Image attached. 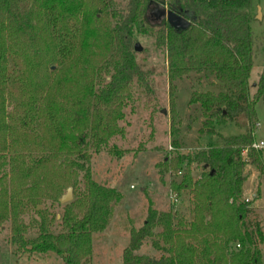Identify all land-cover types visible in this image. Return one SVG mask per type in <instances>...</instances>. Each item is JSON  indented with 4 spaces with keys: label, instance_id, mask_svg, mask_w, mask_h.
<instances>
[{
    "label": "trees",
    "instance_id": "1",
    "mask_svg": "<svg viewBox=\"0 0 264 264\" xmlns=\"http://www.w3.org/2000/svg\"><path fill=\"white\" fill-rule=\"evenodd\" d=\"M154 1L128 0L124 10L114 12L116 24L109 33L111 43L99 55L112 65L113 73L110 81L95 91L86 75L91 72V46L99 34L95 27L97 14L103 12L108 0H95V5L92 0H0V90L18 97L17 125L40 150L34 157L27 155L30 163L24 168L18 153L11 156L22 178L32 180L48 172L67 174L58 171L60 161L67 157L71 147L84 142L87 128L93 137L98 136L97 142L101 141L99 137L105 139L111 133L115 116L112 111L105 113V105L119 98L133 75L141 76L132 56L131 28L134 23L149 22L146 10ZM253 1H169L171 11L191 21L184 30H175L166 19L160 25L163 32L157 40L165 46L173 63L170 79L192 69H211L226 92L194 93L190 102L199 103L212 112L211 116L217 114L220 122L243 113L248 128L245 135L229 139L222 146L210 145L184 156L187 164L195 161L202 165L199 178L193 179L186 169L181 181L172 183L175 191L184 189L193 195L194 215L187 225L175 226L171 213L149 209L142 226L131 230L121 261L110 264H263L259 247L264 241L261 226L258 221L245 222L250 211L247 201L236 202L243 181V150L248 148V162L264 172L260 151L251 147L255 104L264 84L263 67L258 90L249 97L248 77L256 53L250 15ZM39 27L46 33L47 48L65 66L66 73L75 71L85 77L86 86L80 96L68 103L71 118L64 117L56 92H44L47 83L39 91L27 88L31 85L26 67L8 43L7 37L25 35ZM0 125L5 128L3 123ZM204 126L207 133L213 131L211 122ZM180 161L175 158L171 164L176 171ZM68 163L73 165L70 160ZM83 183L80 196L64 204L59 231L50 230L53 218L41 214L35 225L37 235L32 238L24 236L25 225L18 218L19 205L8 207V202L0 198V223L8 215L12 218V239L20 252H53L63 264H91L92 233L105 227L110 203L119 194L90 179L88 170ZM205 215L209 217L206 222ZM155 227L162 229L159 235L168 245L167 255L154 258L135 253ZM234 244L239 248L229 250V245Z\"/></svg>",
    "mask_w": 264,
    "mask_h": 264
},
{
    "label": "rangeland",
    "instance_id": "2",
    "mask_svg": "<svg viewBox=\"0 0 264 264\" xmlns=\"http://www.w3.org/2000/svg\"><path fill=\"white\" fill-rule=\"evenodd\" d=\"M169 1L155 0L146 10L149 22L132 25V56L141 76L133 75L119 98L106 103L105 113L112 111L115 116L111 133L105 139L99 137L101 141L97 142L98 136L93 137L87 128L84 142L71 147L67 157L62 158L58 171H67V174L48 172L30 180L16 172L19 169L11 156L18 153L20 166L24 168L30 163L27 155L34 157L40 150L17 125L18 97L0 90V123L5 127L0 125V198L8 202V207L19 205L18 218L25 225L26 238L37 235L35 225L41 214L53 218L50 230L59 231L64 204L58 199L68 187L71 188V201L77 199L88 170L90 179L119 194V198L110 203L105 227L92 233L91 264L118 263L130 241L131 230L142 226L149 209L171 213L175 226H185L193 219V195L184 189L175 191L172 183L178 184L186 169L193 179L199 178L202 165L195 161L187 164L188 159L184 156L210 145L222 146L229 139L245 135L248 121L243 113L220 122L217 114L211 116L212 112L204 110L199 103L190 102L194 93L226 92L211 69H192L170 79L173 63L165 46L157 40L163 32L160 25L165 20V14L159 13V6L170 10ZM127 2L108 0L103 12L97 14L99 19L95 27L99 34L91 46V72L85 74L92 80L91 87L95 91L109 82L113 73L112 65L102 61L103 57L99 55L111 43L109 33L116 24L114 12L124 10ZM92 3L95 5V0ZM250 15L256 52L248 77L249 97L252 98L258 90L264 67V0L253 1ZM7 39L11 50L26 67L31 85L27 88L39 91L47 83L44 92H56L64 117L71 118L68 103L80 96L86 86L85 77L75 71L66 73L65 66L58 63L54 52L47 48L46 33L40 27ZM135 43L139 44L140 50L133 49ZM41 104L44 107L43 102ZM255 113L253 144L263 142V145L254 147L252 144L251 147L260 151L264 164V84L262 95L255 104ZM207 121L212 123L210 133L205 130ZM247 154L248 148L242 152L243 181L236 202L247 201L250 211L245 222L258 221L264 234V172L248 162ZM175 158L181 160L177 171L171 165ZM69 160L72 166H68ZM68 180L72 185H68ZM208 219L205 215L204 222ZM11 226L12 218L8 215L0 223V264H63L53 252H20L13 242ZM161 231V227H155L135 253L154 258L167 255L168 245L159 235ZM197 237H200L199 233ZM238 246L229 245L228 249ZM259 247L264 264V241Z\"/></svg>",
    "mask_w": 264,
    "mask_h": 264
},
{
    "label": "water",
    "instance_id": "3",
    "mask_svg": "<svg viewBox=\"0 0 264 264\" xmlns=\"http://www.w3.org/2000/svg\"><path fill=\"white\" fill-rule=\"evenodd\" d=\"M159 13L160 14H165V19L168 22V24L170 26H172L175 30H184L186 29L189 25L190 22L189 20H187L186 18H184L183 16L171 11V10H166L164 6H159ZM133 49L135 51L140 50V46L138 43H135L133 46ZM204 167L206 168L207 166L204 165ZM213 173V170H211V174ZM72 200V196H71V188L68 187L66 189V193L61 195L58 199V201L62 204H65L69 201Z\"/></svg>",
    "mask_w": 264,
    "mask_h": 264
},
{
    "label": "built area",
    "instance_id": "4",
    "mask_svg": "<svg viewBox=\"0 0 264 264\" xmlns=\"http://www.w3.org/2000/svg\"><path fill=\"white\" fill-rule=\"evenodd\" d=\"M260 145H263V142H260L259 145H257V144H253L254 147H257V146H260Z\"/></svg>",
    "mask_w": 264,
    "mask_h": 264
}]
</instances>
